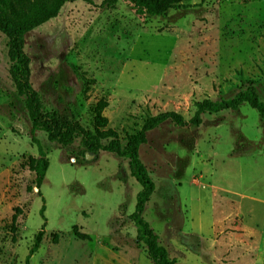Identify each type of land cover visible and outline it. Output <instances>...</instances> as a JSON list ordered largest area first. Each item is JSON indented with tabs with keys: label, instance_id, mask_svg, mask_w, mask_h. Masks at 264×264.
<instances>
[{
	"label": "rangeland",
	"instance_id": "1",
	"mask_svg": "<svg viewBox=\"0 0 264 264\" xmlns=\"http://www.w3.org/2000/svg\"><path fill=\"white\" fill-rule=\"evenodd\" d=\"M101 1L67 2L25 35L44 111L91 128L89 106L104 96L107 127L124 143L147 117L176 111L188 120L194 102L231 98L243 79L264 102V0H184L153 17L136 15L126 0ZM6 51L0 33V264L24 263L44 222L42 199L46 225L29 264H154L128 219L141 187L126 159L80 154L78 143L62 148L38 132L49 165L37 194L26 165L37 146ZM146 135L139 158L155 188L142 216L168 259L264 264V117L243 103ZM74 226L89 237H76Z\"/></svg>",
	"mask_w": 264,
	"mask_h": 264
},
{
	"label": "trees",
	"instance_id": "2",
	"mask_svg": "<svg viewBox=\"0 0 264 264\" xmlns=\"http://www.w3.org/2000/svg\"><path fill=\"white\" fill-rule=\"evenodd\" d=\"M74 0H0V33L6 37V55L8 60L7 73L17 96L23 98V106L30 122L29 136L37 146L38 156L27 158V167L34 173V186L40 195V186L44 180L48 159L46 153L36 137V133L43 132L46 140L56 146L66 148L78 143L81 153H97L105 151L127 160L132 176L140 184L136 194L134 211L128 215L136 227V240L144 244L150 260L154 264H174V260L167 257L166 249L159 245L158 236L151 229L142 213L147 201L154 191L155 184L145 165L139 158V147L146 143V133L166 121L175 125H199L205 113H218L224 110L236 111L243 103H247L264 117V102L259 98L254 82L242 80V87L233 97L224 99H203L194 102L193 116L185 120L176 111H164L147 117L138 131L129 134L124 143L113 128L107 127L108 119L103 115L108 101L102 96L90 104L91 128L84 127L78 120L73 119L66 112L57 110L44 111L38 92L30 82V57L24 50L25 35L43 23L55 18L63 5ZM90 1V0H86ZM117 0H102L100 7H111ZM134 13L138 16H163L169 10L181 7L184 0H126ZM85 86L84 92L88 90ZM30 189V188H29ZM45 204H42L39 213L43 219L40 229L34 236L33 244L28 250L23 264H29V259L40 246L46 219L44 216ZM19 209L11 216L12 226L16 223ZM73 233L80 239L89 236L73 227ZM56 238V236H55Z\"/></svg>",
	"mask_w": 264,
	"mask_h": 264
},
{
	"label": "crops",
	"instance_id": "3",
	"mask_svg": "<svg viewBox=\"0 0 264 264\" xmlns=\"http://www.w3.org/2000/svg\"><path fill=\"white\" fill-rule=\"evenodd\" d=\"M260 201H262V200H260ZM264 202V201H263Z\"/></svg>",
	"mask_w": 264,
	"mask_h": 264
}]
</instances>
